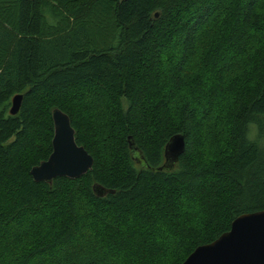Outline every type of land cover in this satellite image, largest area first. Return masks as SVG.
Segmentation results:
<instances>
[{"label":"trees","instance_id":"obj_1","mask_svg":"<svg viewBox=\"0 0 264 264\" xmlns=\"http://www.w3.org/2000/svg\"><path fill=\"white\" fill-rule=\"evenodd\" d=\"M54 109L93 164L37 182ZM257 211L264 0H0V264H181Z\"/></svg>","mask_w":264,"mask_h":264},{"label":"water","instance_id":"obj_2","mask_svg":"<svg viewBox=\"0 0 264 264\" xmlns=\"http://www.w3.org/2000/svg\"><path fill=\"white\" fill-rule=\"evenodd\" d=\"M21 95L11 100L10 115L17 114ZM53 122L52 151L48 158L30 170L34 181L51 183L56 177L79 178L91 169L92 157L74 138L68 116L58 109L51 113ZM135 152V147L129 144ZM184 151L182 135L173 136L164 148L167 164L177 161ZM97 196L107 191L95 187ZM181 264H264V211L236 217L230 229L211 243L195 248Z\"/></svg>","mask_w":264,"mask_h":264}]
</instances>
